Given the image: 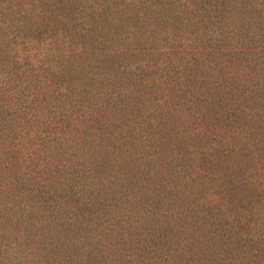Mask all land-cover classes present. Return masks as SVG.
<instances>
[{
  "label": "trees",
  "instance_id": "obj_1",
  "mask_svg": "<svg viewBox=\"0 0 264 264\" xmlns=\"http://www.w3.org/2000/svg\"><path fill=\"white\" fill-rule=\"evenodd\" d=\"M220 1L0 0V204H4L0 209V259L4 257L2 264H105V256L109 253L102 252L104 247L98 244L97 238L98 241L91 247L75 245L80 241L78 234L92 230L99 233L97 225L95 229L89 227L94 223V214L99 207L95 209L94 204L90 206L91 199H86L84 189L89 186L86 183L89 171L96 167V160L103 153H90L87 145L94 144L96 149L98 142H105L103 138H116L113 135L116 132L111 129L113 124L106 118L98 120L99 117L95 116L96 109L105 104L109 113L122 117L123 115L116 113L134 110V106L129 105L139 103L147 90L152 91L150 84L153 82L149 83L144 75H147V69L160 73L164 81L168 72L173 75L174 69L164 68L162 65L165 60L150 64L147 68L142 63L134 64L133 74L140 80L135 90L109 81L113 62L119 57L135 59L151 46L155 47V51H161L155 42L171 38L177 46L166 48L169 55H172L166 60L173 66L177 64L174 72L177 76L179 68L190 64L182 63L183 58L179 61L174 59L185 50L182 51L179 44L184 39L178 35L180 26L188 30L189 39L199 40L209 32L204 30L212 27L210 13L218 10L213 5H221L224 12L227 9ZM232 1L234 5L228 7V12L235 11L240 15L241 21L250 24L244 26L247 45L229 55V59L228 49L221 51L224 54L217 60L216 67L219 68L218 71L228 74L226 79H220L219 82L227 81L228 92L233 96L238 91L246 94L250 100V116H247L250 124L247 131L259 128L257 138L263 147L261 151L258 149V159H264L261 156L262 152L264 154V0ZM252 24L255 25L251 26ZM197 26L199 29H194ZM234 26H237L235 19ZM196 52V49H190L188 56L194 59ZM117 54L119 55L115 57ZM193 59L192 64H197ZM227 62L230 64L226 65ZM232 65L242 67L243 73L255 71L257 81H246V87L243 83L245 91H240L243 90L241 81L237 78L230 80L228 67ZM172 81L177 83L178 79ZM133 99L136 101L131 104ZM111 104L116 107L110 108ZM125 116L127 115L124 114ZM70 120L72 123L68 127ZM92 120L98 121L88 125ZM9 125L12 128H8ZM83 125L85 128L81 127ZM234 127L238 128L235 124ZM66 128L72 129V132L64 131ZM22 129H26L24 135L21 134ZM19 135L28 136V140H31L30 156L34 161H41L37 165L42 166V172L53 180L50 192L59 195V201L61 200L60 204L53 205L48 197L45 203L38 205V213L47 218L39 226H35L32 218L26 217L25 212L26 208L29 210L26 203L29 196L40 194V184L34 181L36 173H29L25 168V174L30 175V178L15 177L9 183L12 169L16 174L22 167L15 162L21 152V138L17 144L14 143ZM96 135L103 138L96 139ZM60 148L68 151L58 154ZM246 148L249 153L252 152L251 147L246 145ZM63 154L75 158L80 167L69 171V165L59 159ZM105 156L104 154L103 162ZM138 160L135 157L133 166L142 167V172H145V159L144 162ZM262 168V175L255 173L243 180L237 177L234 167L228 166V189H223L227 195L228 211L225 216L228 217V229L221 223L225 220L221 212L210 214L211 222H207L216 240H226L229 234L226 247L229 261L241 258L240 263L252 260L256 264H264V178H261L264 177V167ZM35 169L37 172L38 167ZM212 169L208 165L204 177L210 175ZM192 179L191 176L188 181ZM93 192L90 193L91 196ZM169 193L173 200L181 196L193 197L191 189L185 193L180 190L174 194L171 191ZM22 195L24 202L22 199L19 202L17 199ZM136 202L140 203H131L135 205ZM171 204L174 207L177 205L176 201ZM201 205L204 206L203 202ZM62 208L67 213L69 209L74 210L73 213L78 209L80 221H68V215L59 210ZM231 216L233 220L230 221ZM96 222H100L98 215ZM132 228L137 233L139 224L135 223ZM118 232L129 234L125 228ZM149 236L152 241L158 237L154 232ZM145 240L142 237V241ZM153 243L144 250L143 261L138 264H155L153 258L162 253L164 264H185V257H172L175 250L169 247L164 249L157 242ZM167 250H171L172 254ZM100 251L102 253L98 254ZM142 251L143 249H139V253ZM111 252L119 254L115 246ZM100 254L103 257L97 259ZM111 264L118 262L111 260Z\"/></svg>",
  "mask_w": 264,
  "mask_h": 264
},
{
  "label": "rangeland",
  "instance_id": "obj_2",
  "mask_svg": "<svg viewBox=\"0 0 264 264\" xmlns=\"http://www.w3.org/2000/svg\"><path fill=\"white\" fill-rule=\"evenodd\" d=\"M220 2L227 9L224 12L221 5H213V8L216 7L218 10L210 13L209 20L212 27L205 29V32H209L199 35L201 36L199 40L189 39L188 30L180 26L178 35L183 36L184 39L179 44L181 50L185 49V52L178 54L174 59L179 61L183 58L182 63L190 62V64L179 68L177 76L174 75L177 64L173 66L166 60L172 56L166 48L171 45L177 46L171 38L167 41L155 42L161 51H155V47L151 46L135 59L119 57L113 62L109 81L135 90L140 80L133 74L134 64L142 63L141 65L147 68L150 64L165 60L162 66L174 69L173 75L168 72L165 81L160 77V73L147 69V75H144L149 83L153 82L150 84L152 91L147 90L139 103L133 104L136 99L130 101L133 105L129 106H134V110L116 113L123 115L122 117L109 113L105 104L100 109L95 108L97 110L95 116L99 117L98 120L106 118L110 124H113L111 129L116 132L113 134L116 138L110 140L96 135V139L103 138L106 144L98 142L96 149L94 144L87 145L90 153L92 151L103 153L96 160V167L89 171L86 179L89 186L84 189L86 199H91L90 206L94 204L95 209L99 207L98 212L94 214V223L89 226L95 229L97 225L96 229L99 233H94V230L82 232L78 234L80 241L75 245L83 244L91 247L99 240L98 244L104 247L102 252L109 253L105 256V264H111V260L118 264L120 262L122 264L141 263L145 256L144 250L149 248L153 241L164 249L169 247L175 250L172 257H177L176 259L185 257V264H256L252 260L240 263L241 258L233 262L229 261L226 248L229 234L226 240H216L207 223L211 222L210 214L216 215L221 212L225 218L221 223L225 229H228V217L225 216L228 211L227 195L223 192V189H228V166L234 167L233 171L237 172V177L243 180L255 173L262 175V167H264V159H258L260 155L258 149L261 151L263 147L257 138L259 128L247 131L250 124V119L247 118L250 116L248 111L250 100L246 94H240L238 91L235 96L229 93L228 82H219L220 79H226L228 73L218 71L219 68L216 67L217 60L223 57L224 53L221 52L223 49H228L229 59V55H233L247 45L244 39V26H250V24L241 21L240 15L235 11L228 12V7L234 5L232 0ZM234 19L237 26H234ZM253 25L255 24L251 26ZM194 29L198 30L199 27ZM162 47L165 48L162 49ZM218 48L221 50L217 51ZM190 49L197 50L194 59L188 56ZM192 59L197 64H192ZM228 64L230 63L227 62L226 65ZM156 67L160 69L159 66ZM228 71L231 81L235 78L241 81L239 85L243 90H240V86L239 90L242 92L245 91L243 83L246 87V81L254 79L257 81L255 71L243 73V68L237 65L228 67ZM176 78L177 83L172 81ZM94 102L95 100L91 104ZM112 106L111 104L110 108ZM114 107L116 105L112 109ZM124 114L127 115L125 117L132 116L125 118ZM95 116L92 117L95 118ZM98 120H92L88 125L96 124ZM71 123L70 120L68 127ZM234 124L238 127L237 129ZM81 127L85 128V125ZM8 128L12 126L9 125ZM21 131L24 135L26 129ZM64 131L71 133L72 129L66 128ZM22 135L14 140L16 144L20 138L22 141L21 152L15 161L22 167L16 174L12 169L9 173L11 178L9 183H12L15 177L30 178V175L25 174L27 170L29 173H36L34 181L40 184V194L29 196L26 203L29 210L33 212L31 213L27 208L25 212L26 217L32 218L34 225L39 226L47 218L41 215L42 213H38L40 210L37 208L38 205L45 203L48 197L53 205L60 204L61 200L59 201V195H53L50 192L52 188L50 184L53 180L42 172V166L37 165L41 161L32 159L31 140H28V136ZM246 145L252 148V152L247 151ZM234 149L237 151H233ZM238 149L242 150L238 151ZM66 151L68 149L60 148L58 154ZM104 154L106 156L103 162ZM261 156H264L263 152ZM121 157L124 159L120 160ZM135 157L139 158V162H144L145 159V172H142V167L133 166ZM59 159L69 165V171L80 167V163L67 154H63ZM208 165H211L213 169L210 175L204 177ZM25 168L27 170H24ZM191 176L198 180L188 181ZM190 189L193 191V197L190 198L181 196L173 200V196L169 193L171 191L174 194L177 190L185 193ZM92 191L94 192L91 196ZM21 199L24 202L23 195L17 200L21 202ZM34 200L36 201L33 202ZM132 201H140L141 204L136 202L133 205ZM172 201H176L175 207L171 204ZM3 206L4 204H0V209ZM59 210L62 214L68 215L66 217L68 221H80L81 215L78 209L75 213L72 209H69L68 213L63 208ZM97 215L99 223L96 222ZM58 216L60 217L61 214L59 213ZM229 220H233L232 216ZM135 223L139 224L137 233L132 230V225ZM124 228L129 234L118 232L124 231ZM151 232L158 235L153 241L149 236ZM142 237L146 239L145 242L142 241ZM114 246L119 250L118 255L111 252ZM136 247L143 251L139 253ZM102 257L103 254H100L97 259ZM153 259L155 264H164L163 253ZM2 263H4V257L0 259V264Z\"/></svg>",
  "mask_w": 264,
  "mask_h": 264
}]
</instances>
